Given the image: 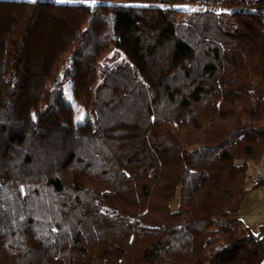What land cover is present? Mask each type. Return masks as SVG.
<instances>
[{
    "label": "trees",
    "instance_id": "1",
    "mask_svg": "<svg viewBox=\"0 0 264 264\" xmlns=\"http://www.w3.org/2000/svg\"><path fill=\"white\" fill-rule=\"evenodd\" d=\"M248 162L264 0H0V264H259Z\"/></svg>",
    "mask_w": 264,
    "mask_h": 264
},
{
    "label": "rangeland",
    "instance_id": "2",
    "mask_svg": "<svg viewBox=\"0 0 264 264\" xmlns=\"http://www.w3.org/2000/svg\"><path fill=\"white\" fill-rule=\"evenodd\" d=\"M77 108L78 111L76 112ZM75 109L74 119L79 120L83 117L84 110L78 106V103H75ZM262 164L264 163L253 164L252 162H248L245 180L247 187L255 179L256 173L262 170ZM237 214L253 233L258 231L259 226L264 224V185L252 189L247 188L237 207ZM259 264H264V259Z\"/></svg>",
    "mask_w": 264,
    "mask_h": 264
},
{
    "label": "snow or ice",
    "instance_id": "3",
    "mask_svg": "<svg viewBox=\"0 0 264 264\" xmlns=\"http://www.w3.org/2000/svg\"><path fill=\"white\" fill-rule=\"evenodd\" d=\"M32 2H34V0H32ZM93 2H94V0H93Z\"/></svg>",
    "mask_w": 264,
    "mask_h": 264
}]
</instances>
